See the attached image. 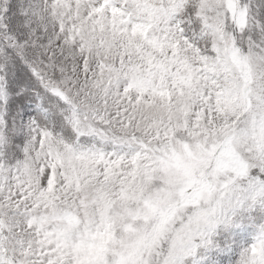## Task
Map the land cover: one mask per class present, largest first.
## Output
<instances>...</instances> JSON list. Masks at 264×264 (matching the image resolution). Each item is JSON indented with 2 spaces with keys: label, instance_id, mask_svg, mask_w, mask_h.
Masks as SVG:
<instances>
[{
  "label": "rangeland",
  "instance_id": "374dc122",
  "mask_svg": "<svg viewBox=\"0 0 264 264\" xmlns=\"http://www.w3.org/2000/svg\"><path fill=\"white\" fill-rule=\"evenodd\" d=\"M0 264H264V0H0Z\"/></svg>",
  "mask_w": 264,
  "mask_h": 264
},
{
  "label": "trees",
  "instance_id": "16d2710c",
  "mask_svg": "<svg viewBox=\"0 0 264 264\" xmlns=\"http://www.w3.org/2000/svg\"><path fill=\"white\" fill-rule=\"evenodd\" d=\"M11 51V53L12 54H15L16 52H14L13 50H10ZM10 51H8V52H10ZM13 56V55H12ZM8 56L6 55V53L4 52V59H6ZM14 57V56H13ZM12 85H13V87L15 88H17V90H15L14 92L15 93H19V92H21V91H23L21 88H20V85H19V82H13L12 83ZM13 92V91H12ZM22 94L24 93V92H21Z\"/></svg>",
  "mask_w": 264,
  "mask_h": 264
}]
</instances>
